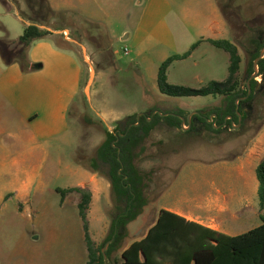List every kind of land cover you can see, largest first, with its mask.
Masks as SVG:
<instances>
[{"label":"rangeland","instance_id":"1","mask_svg":"<svg viewBox=\"0 0 264 264\" xmlns=\"http://www.w3.org/2000/svg\"><path fill=\"white\" fill-rule=\"evenodd\" d=\"M212 4L225 20V36L238 47L242 59L239 88H244L254 50L252 40L264 43V0H0L2 59L18 61L25 71L40 69L45 101H56L53 110L58 115L69 102L65 119L47 126L45 122L51 136L40 141L41 147L28 156L14 154L13 165L0 169V264H87L83 222L75 205L78 195L63 202L56 193L58 187L79 183L71 170L82 167L95 173L92 160L106 132L114 131L130 116L152 112L164 116L180 113V118H188L192 112L210 113L221 105L222 96L164 95L157 83L165 60L189 52L200 37L208 36L205 26L213 18ZM14 10L25 26L36 25L51 33L41 41H50L56 55L45 50L43 62L31 64L27 49L10 41L23 27L5 13L14 14ZM85 20L93 25H85ZM11 24L19 27L8 32L4 25ZM223 55L227 56L223 50L201 44L192 58L169 66L167 83L200 89L211 77L223 79L227 74L209 76L207 72L213 58L221 61ZM252 80L260 86L251 99V122L244 127L234 125L231 131L215 133L205 124L176 130L161 122L152 131L137 164L143 172L151 173L147 206L132 233L128 229L124 247L131 234L148 229L161 193L180 171L235 157L249 145L264 122V81L258 74ZM57 166L62 169L59 173ZM95 174L106 180L100 172ZM24 184L30 195L19 200ZM81 188L90 190L87 184ZM94 189L98 196L87 214L90 237L98 247L107 237L115 203L111 190L107 196L101 186ZM11 192H17L18 197L6 198ZM120 254L114 253L110 263L119 264Z\"/></svg>","mask_w":264,"mask_h":264},{"label":"crops","instance_id":"2","mask_svg":"<svg viewBox=\"0 0 264 264\" xmlns=\"http://www.w3.org/2000/svg\"><path fill=\"white\" fill-rule=\"evenodd\" d=\"M212 5L213 18L205 26L208 36L200 37L193 44L198 43L187 59L193 57L199 45L208 43L207 40L228 39L225 36V20L221 16L217 5ZM5 13L18 21V23L23 24L22 33L10 40L12 42L17 41L26 27L24 21L19 18L17 11L13 12L14 14L9 11ZM4 27L8 32H11V30L19 26L11 24V26L4 25ZM26 49V57L31 64L43 62L41 56L44 55L45 50L56 55V48L48 40L46 42L35 41ZM223 56L224 58L221 56L223 58L221 61L216 62L215 57L209 63L207 70L209 76L225 73L228 77L230 58L228 54ZM217 58L219 57L217 56ZM53 62L56 63L55 60ZM222 62L223 68L220 67ZM240 69H242V62ZM41 77L42 72L40 69L25 71L18 61H4L0 55V169H6L8 166L13 165L15 161L14 154L19 157L22 155L28 156L34 149L41 147L40 141L51 136L46 131L47 123L54 122L57 119H65L69 102L63 105L62 111L58 115L57 110H53V107L56 106V101H45V84L44 79L41 82ZM227 77L223 79L211 77L207 81V85L210 82H224ZM195 78L199 77L196 76ZM201 84H204L203 79H201ZM54 88H56L55 85ZM199 112H192L191 121L192 117ZM202 114L206 115L207 113L205 111ZM213 119H215V115H211L207 123H209V120L212 123ZM185 128L189 129L187 123H185ZM263 161L264 122L241 154L202 167L188 166L180 171L175 180L167 185L166 189L161 193L159 198L160 205L148 229L137 235L131 234L128 246L144 239L149 230L157 225L159 219L161 220L160 228L165 232L167 231V234L176 237L172 241H168L171 245H167L169 246L167 248L172 249L176 246L183 249H200L215 245L214 241L207 239L206 231L227 237H237L260 227L264 220V207H260L259 182L256 170ZM58 166L56 171L59 173L62 169L58 168ZM70 174L74 175L75 178H79V183L65 189L81 188V186L84 187L87 184L92 194L91 203L96 201L98 195L94 188L98 186L104 189L107 196L109 195V182L99 178L97 174L91 173L82 167H74ZM23 189L20 191L23 196L19 200L28 199L30 195V190H28L26 184H24ZM72 194L78 195V199L75 201V205L78 206L80 195L77 193L66 195L63 202ZM15 195L18 197L17 192H11L6 195V198H12ZM162 212L165 214L160 218ZM135 225L136 221L129 225L130 233L135 229ZM173 229L177 231H173ZM160 264H169V262L161 260Z\"/></svg>","mask_w":264,"mask_h":264},{"label":"trees","instance_id":"3","mask_svg":"<svg viewBox=\"0 0 264 264\" xmlns=\"http://www.w3.org/2000/svg\"><path fill=\"white\" fill-rule=\"evenodd\" d=\"M73 17L77 14L71 12ZM63 20L67 16H61ZM85 25H93L89 21H84ZM51 33L42 30L36 25L26 26L22 36L17 40L23 48L29 47L33 42L42 40ZM209 44L217 49H221L229 55L230 65L228 77L224 82H210L203 88L191 89L181 86H174L167 83V70L169 66L178 60L187 59L191 51L198 45L191 47L189 52L183 55H175L165 60L158 71L157 83L160 93L171 97H209L222 96V103L219 107L207 113V117L215 115L214 121L203 123L205 126L220 133L222 127L229 125L231 128L239 124L241 117V127L246 125V118L239 108L236 113V101L248 95L247 81L254 73L253 63L258 58L264 43L259 39L252 40L254 50L250 52V61L246 70L244 88H239L238 74L242 62L238 47L228 40H207ZM258 77L264 81V58L258 63ZM260 86L255 80L250 82L251 94L248 100L252 99L256 88ZM244 102L239 101L241 106ZM144 113L137 119L138 114L128 117L119 123L120 127L112 132H106L105 141L97 149L96 156L92 160V165L96 167V172H100L110 184L112 198L115 208L108 234L102 245L96 246L90 237L87 211L92 200L90 191L76 187L68 189H56V193L62 198L71 193L80 195V202L77 206L81 221L83 222L84 241L88 253L87 264H105L102 248L110 243L106 251V259L113 262L114 253L121 251L119 264H160L161 260H167L169 264H264V220L263 224L248 233L237 237H227L221 234L207 232V239L214 241L215 245L200 249H183L176 246L167 248L176 237L167 234L160 228V219L157 225L149 230L146 237L139 242H134L128 247H124V242L128 237V226L136 221L147 206V192L151 180V173H145L137 166L143 153V145L159 123L164 122L169 128L182 129L180 113L167 116L156 113ZM180 116V117H179ZM231 117V119H229ZM187 119V117H184ZM138 123V125H136ZM187 123V122H186ZM121 125H124L121 127ZM202 125V124H201ZM215 127H219L215 129ZM193 130V127H191ZM259 182L260 207H264V161L256 170ZM161 213L160 218L164 216ZM173 231H177L173 229Z\"/></svg>","mask_w":264,"mask_h":264},{"label":"water","instance_id":"4","mask_svg":"<svg viewBox=\"0 0 264 264\" xmlns=\"http://www.w3.org/2000/svg\"><path fill=\"white\" fill-rule=\"evenodd\" d=\"M264 58V49L261 51V53H260V55L258 56V58L254 61V63H253V69H254V73H253V75L249 78V80H248V82H247V87H248V95L245 97V98H242V99H239V100H237L236 101V105H237V108H236V113L238 114V110H239V108H240V106L238 105V102L239 101H241V100H246L247 98H248V96L251 94V89H250V82H251V80L258 74V63H259V61L261 60V59H263ZM142 114H140V115H138V117H137V119L139 120V118H140V116H141ZM153 116V115H152ZM229 119H231V117H229ZM186 121H187V124H188V127H189V129H190V127H191V123H192V121H191V116L190 117H188L186 120L184 119V118H181V122H182V128L185 126V123H186ZM209 122H210V120H209ZM225 123H226V120H225ZM136 125H138V123L136 124ZM241 125V117L239 116V126ZM218 128V127H217ZM227 128H229V125L227 126ZM109 244L110 243H107L106 245H105V247L102 249V254H103V256H104V261H105V264H111L110 262H108L107 261V259H106V256H105V250L107 249V247L109 246Z\"/></svg>","mask_w":264,"mask_h":264},{"label":"flooded vegetation","instance_id":"5","mask_svg":"<svg viewBox=\"0 0 264 264\" xmlns=\"http://www.w3.org/2000/svg\"><path fill=\"white\" fill-rule=\"evenodd\" d=\"M241 102H244V103L240 106V109L242 110L243 115L246 118V124H248V123L251 122L252 102H251L250 99L248 100V98L246 100H241ZM208 118L209 117H206L205 114L198 113L197 115H195V116L192 117L191 127H193V129H194L198 124L199 125H201V124L203 125V123L201 121H205L204 123H206L208 121ZM227 126L228 125H226V123H225V127H222V129L223 130L225 129V130L231 131V127L229 126V128H227Z\"/></svg>","mask_w":264,"mask_h":264},{"label":"built area","instance_id":"6","mask_svg":"<svg viewBox=\"0 0 264 264\" xmlns=\"http://www.w3.org/2000/svg\"><path fill=\"white\" fill-rule=\"evenodd\" d=\"M124 54H125V55L128 54V51H127L126 49L124 50ZM183 128H185V126H184Z\"/></svg>","mask_w":264,"mask_h":264}]
</instances>
